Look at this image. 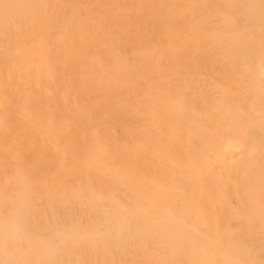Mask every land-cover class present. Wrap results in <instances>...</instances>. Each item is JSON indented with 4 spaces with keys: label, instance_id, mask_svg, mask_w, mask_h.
I'll return each mask as SVG.
<instances>
[{
    "label": "rangeland",
    "instance_id": "1",
    "mask_svg": "<svg viewBox=\"0 0 264 264\" xmlns=\"http://www.w3.org/2000/svg\"><path fill=\"white\" fill-rule=\"evenodd\" d=\"M145 1L0 0V264H264L258 108Z\"/></svg>",
    "mask_w": 264,
    "mask_h": 264
},
{
    "label": "bare ground",
    "instance_id": "2",
    "mask_svg": "<svg viewBox=\"0 0 264 264\" xmlns=\"http://www.w3.org/2000/svg\"><path fill=\"white\" fill-rule=\"evenodd\" d=\"M185 3L182 13H190L186 28L181 33L182 39L178 43L179 51L185 58L190 49L195 47L199 54L207 52L213 46L217 49L214 54H209L206 61L214 62L221 60L225 64L223 69L225 86L231 85L234 88L233 96H229L235 104L244 103L249 107H256L258 110L251 112L261 120L260 133L264 134V0H183ZM146 16H151V6L154 7L155 0H146ZM164 11L167 7L162 6ZM233 9L235 12H233ZM203 11V14L197 13ZM187 12V13H186ZM168 14L163 13L159 22H167ZM183 20V19H182ZM216 22V28H207L202 22ZM199 24V25H198ZM250 26V28H249ZM194 29L196 39L191 46L186 41L187 32ZM186 31V34H185ZM224 57L228 58L226 61ZM211 58V59H210ZM214 61H213V60ZM205 63V61H201ZM212 68L217 66L211 65ZM231 76V77H230ZM208 82L215 84L214 79ZM217 84V83H216ZM215 84V85H216ZM222 101L218 97L213 102L222 106ZM192 103L193 101H188ZM229 112V111H228ZM233 112L226 116L225 112L221 118L233 117ZM259 120V121H260ZM251 126H244L243 133ZM251 132V131H250ZM245 140L240 137H226L223 141V153L230 152L234 148H239Z\"/></svg>",
    "mask_w": 264,
    "mask_h": 264
}]
</instances>
